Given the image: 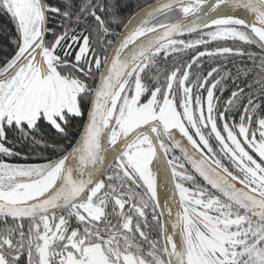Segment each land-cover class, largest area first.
<instances>
[{"label": "snow or ice", "instance_id": "6c2138e0", "mask_svg": "<svg viewBox=\"0 0 264 264\" xmlns=\"http://www.w3.org/2000/svg\"><path fill=\"white\" fill-rule=\"evenodd\" d=\"M0 14V264H264V0Z\"/></svg>", "mask_w": 264, "mask_h": 264}, {"label": "trees", "instance_id": "16d2710c", "mask_svg": "<svg viewBox=\"0 0 264 264\" xmlns=\"http://www.w3.org/2000/svg\"><path fill=\"white\" fill-rule=\"evenodd\" d=\"M155 0H116L118 5V12L120 16L126 21L133 14H135L138 9L146 6L149 3L154 2ZM16 33L13 22L5 14H0V57H3L7 52H10L13 45V40L15 39ZM80 129L79 121L73 123L71 132L73 134L78 133ZM48 137L50 142L59 141L61 144L66 143L60 137L55 136L53 133L49 132ZM22 150L27 154L30 149L22 148ZM51 150L45 151L43 147H37L36 152L32 155L35 157H44V156H53Z\"/></svg>", "mask_w": 264, "mask_h": 264}, {"label": "flooded vegetation", "instance_id": "af4514ba", "mask_svg": "<svg viewBox=\"0 0 264 264\" xmlns=\"http://www.w3.org/2000/svg\"><path fill=\"white\" fill-rule=\"evenodd\" d=\"M155 2V1H154ZM236 46H241V45H236ZM223 63L226 64V67L228 69H231L233 71V73H235V68L236 66H241V59L238 57L235 58H230L228 61H222ZM216 62L213 61H206V67L209 66L210 64H214ZM244 63H247V61H244ZM229 88L232 87L231 84L228 85ZM23 151V150H22ZM23 153L26 155V153L23 151ZM55 154H53V158H54ZM15 162H19V163H24V162H28V163H42L44 162V160L40 157H35L33 155L29 156V159L27 161L22 160V159H18Z\"/></svg>", "mask_w": 264, "mask_h": 264}, {"label": "water", "instance_id": "95a60500", "mask_svg": "<svg viewBox=\"0 0 264 264\" xmlns=\"http://www.w3.org/2000/svg\"><path fill=\"white\" fill-rule=\"evenodd\" d=\"M152 3H154V2H152ZM149 4H151V3H149ZM140 9H138V11H139ZM137 11V12H138ZM163 196H164V192H163V190L161 191V197L163 198Z\"/></svg>", "mask_w": 264, "mask_h": 264}]
</instances>
